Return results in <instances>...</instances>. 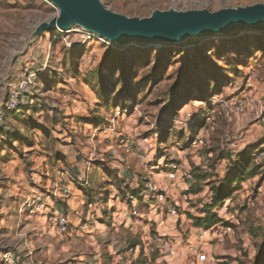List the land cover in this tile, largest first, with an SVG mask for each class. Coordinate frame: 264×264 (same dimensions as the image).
<instances>
[{"label":"rangeland","instance_id":"1","mask_svg":"<svg viewBox=\"0 0 264 264\" xmlns=\"http://www.w3.org/2000/svg\"><path fill=\"white\" fill-rule=\"evenodd\" d=\"M102 1L138 17L155 9L217 11L264 3ZM57 15L48 0H0V264L7 252L17 254V264H120L121 254L123 264H206L196 246L213 250L211 244H234L241 253L236 264H258L264 250V32L120 47L73 27L32 41L36 27ZM13 93L22 106L16 115L8 110ZM241 104L244 112L236 110ZM210 115L214 124L207 122ZM235 148L247 150L249 170L259 164L263 173L236 185L217 209L222 222L190 241V229L167 221L166 206L177 196L169 190L177 182L171 183L166 164L180 157L192 172L188 187L199 195L186 200L193 211L178 205L177 216L186 213L197 227L190 216L204 209L211 191L202 194L195 175L205 171V158L207 172L221 177L216 169L227 171L229 156L232 162L240 157V151L231 153ZM150 181L165 190L169 184L164 210L141 197L135 201L127 188L144 190ZM133 201L142 218L129 220ZM55 212L69 218L65 234L48 222ZM151 212L163 215L153 221ZM228 226L231 238L222 232ZM159 232L172 243L179 239L184 251L167 256ZM243 244L254 247L252 258Z\"/></svg>","mask_w":264,"mask_h":264},{"label":"water","instance_id":"2","mask_svg":"<svg viewBox=\"0 0 264 264\" xmlns=\"http://www.w3.org/2000/svg\"><path fill=\"white\" fill-rule=\"evenodd\" d=\"M58 15L41 22L32 33L79 27L120 47L136 44H181L190 38H211L236 31L264 32V3L227 7L217 11L155 9L149 16H128L106 7L102 0H48Z\"/></svg>","mask_w":264,"mask_h":264},{"label":"built area","instance_id":"3","mask_svg":"<svg viewBox=\"0 0 264 264\" xmlns=\"http://www.w3.org/2000/svg\"><path fill=\"white\" fill-rule=\"evenodd\" d=\"M79 29H80L81 33H83V36L87 35V36L96 37L92 33L83 31L81 28H79ZM18 98H19L18 93H13L10 95L9 100H8L9 101L8 110H11V108H12L11 111H13V110L17 111L20 109L21 101ZM236 110L238 112H244L245 108L241 104V105H238L236 107ZM207 122L209 124H214L215 123V117L213 115L208 116ZM197 141L200 145L205 143V139L203 136L198 137ZM166 167L168 168V175H169V177L171 179V183H172L178 176V172L180 170V164L178 162L172 161V162L166 164ZM184 176H186V178L188 180L193 179L192 172H190V171L185 173ZM185 190H186V193H183V195L185 196L186 200H190L191 197H190L189 191L187 189H185ZM166 193H167V189L166 190L162 189V188L157 186L156 182L150 181L147 184L146 189H144L142 191V193L140 194V197L142 198V200L144 202H146V204H149V205L152 204L151 208L164 210L163 206L168 203ZM209 198H211V193L209 194ZM134 200L136 201L138 199L136 197H134ZM227 200L229 201V199H227ZM135 201H133V205H132L133 210L131 211V213L126 214V218L129 220H131L133 217L142 218V215H141L142 212H139V210L137 209L138 205H137V202H135ZM33 202L36 203L37 200H34ZM36 204H37L36 207L43 206V203H41V202H38ZM168 204L166 206V207H168L166 209L167 214L169 213L173 216H177L179 213L178 205L174 204L173 206H170ZM224 209L227 210V206H224ZM48 222L56 229V231L59 234H65L69 228V225H70V221H69L68 216H66L64 214H57V213L49 214ZM222 232L226 233L227 235H231L233 231H232L231 226H228V227L222 228ZM220 235H222V234H220ZM158 236H159V240L161 241L160 242L161 251L164 252L167 256L175 255V253L177 252V249L174 248L172 242L168 238V235L165 232L164 233L159 232ZM201 237H203V236H201ZM129 251H134V249L130 248ZM201 252L202 253L199 255V261H201V262L210 261L212 264H222V262L218 259H215V258L210 259V254L208 252L204 251L203 248H201ZM17 257L18 256L15 253L7 252V253L3 254V263L4 264H17V260H18ZM120 259H123V257L122 258L120 257ZM86 264H93V263L88 262ZM146 264H150V263H146Z\"/></svg>","mask_w":264,"mask_h":264},{"label":"crops","instance_id":"4","mask_svg":"<svg viewBox=\"0 0 264 264\" xmlns=\"http://www.w3.org/2000/svg\"><path fill=\"white\" fill-rule=\"evenodd\" d=\"M239 151L241 152V150L240 149H238V148H235V149H232L231 150V153H239ZM179 160H177V162L180 164V170H179V172H178V176H177V178L174 180L175 182H177V184H176V186L173 184V188L172 189H170L169 190V192H171V194L173 195V194H176L177 196H176V199H171V202L174 200L175 201V204H177V205H182L183 207H184V209L185 210H187V211H189V212H191V211H193V210H190V209H193V208H188V203H187V201H186V199H185V196L183 195V196H180L182 193H186V190L185 189H187L188 191H189V194H190V197H191V199H192V197H198V192L197 193H195L193 190H191V188L190 187H188V184H189V182H191V181H195L194 180V178L192 179V180H188V181H185V180H183L182 178H181V176L182 175H184L185 173H187V172H189L188 170H186V168H185V165H184V163H182V160H181V158L179 157L178 158ZM196 165H198V164H196ZM227 165V164H226ZM201 168L202 169H204L205 171H207V160L204 158L203 159V165H201ZM225 169H226V167L224 168L223 167V165H220V169H216V172H219V170L222 172V174H221V178L224 176V174H225ZM220 177V176H219ZM216 178V176H213L211 179H208L207 181H201V182H196V184H195V186L196 187H201V188H204V192H202V194H205L207 191H209V189H210V186L207 184L210 180H214ZM137 182H134V184L135 185H137L136 184ZM158 184V183H157ZM168 187H169V184H168V186L166 187V189H168ZM261 190H264V185L261 187ZM174 192V193H173ZM193 192V193H192ZM193 194V195H192ZM195 194V195H194ZM210 194V193H209ZM229 200H230V198H229ZM209 201V198H208V196H207V198H206V200H205V203H207ZM169 205H171L170 204V202H169ZM187 207V208H186ZM58 208L59 209H61L62 207L60 206H58ZM223 210H224V208H223ZM226 210V209H225ZM55 213H57V214H60L61 212H55ZM161 214H159V213H157L156 212V214H154V212H151L148 216L149 217H152V218H150V219H154L153 221H158V217H160V216H162L163 215V212H160ZM144 214V213H143ZM202 214L203 213H195V214H193V215H195V216H202ZM166 216L168 217V222H170V221H172V220H170V219H173V221L174 222H176L177 223V221H179V225H180V227H183V228H187V229H190V234H189V236H190V238H189V240L190 241H196V239H197V236H198V233H200V229H202L201 227H194V226H192V225H190V222H191V220L190 219H188V217H187V215H186V213H182L181 215H179V216H173V215H171V214H167L166 213ZM140 218H136V221H138L139 222V227H141V226H143V224L141 223V220H139ZM128 222V221H127ZM137 222V223H138ZM136 223V222H135ZM88 226V224H86L85 226H83V229H85L86 227ZM173 225H170V227H172ZM175 227H177V226H175ZM174 227V229H176ZM172 231L174 230L173 228H170ZM85 231H87V230H85ZM159 231V230H158ZM228 237L229 238H231L232 236L231 235H228ZM177 243H179V239H177ZM176 242H174V243H172L173 244V246H174V248L175 249H177V251H178V253H180L181 254V252L182 251H184L183 249H184V247L181 245V244H177ZM193 243V242H192ZM114 244H116V242L114 243ZM118 244H123V243H121V242H119ZM206 245V244H205ZM249 244H243L242 245V247L243 248H245L244 250L246 251V249H249V258H252V256H253V254H255V249H254V247L253 246H251L250 248H249V246H248ZM187 246H189V247H193L194 246V244H191V245H187ZM211 246L213 247L214 246V249L213 250H210L208 247H205V246H203V250L204 251H206V252H208L209 254H210V259L211 258H214L215 256H217V255H220L221 256V258H215V259H218V260H220L221 262H222V264L224 263V261H229V264H236L237 262H238V260L240 259V257L241 256H239V254H241L240 253V250H238L235 246H234V244H226V247H224V244H215V245H212L211 244ZM120 247H121V245H120ZM134 250H136V248H134V247H132ZM196 249H200L201 250V247L199 248V246H196ZM253 249H254V251H253ZM117 251L116 252H120V250L117 248L116 249ZM177 253V252H176ZM125 254V256L126 257H128V255H129V253L128 252H126V253H124ZM215 255V256H214ZM120 257L122 258V254L121 255H119V257H118V261L120 262V264H123L124 263V258L123 259H120ZM229 257V258H228ZM129 260V259H128ZM231 260V261H230ZM200 263H206V264H212L210 261H207V262H201V261H199Z\"/></svg>","mask_w":264,"mask_h":264},{"label":"trees","instance_id":"5","mask_svg":"<svg viewBox=\"0 0 264 264\" xmlns=\"http://www.w3.org/2000/svg\"><path fill=\"white\" fill-rule=\"evenodd\" d=\"M12 113L16 115L17 113H19V110ZM193 124L194 122L191 125ZM246 151L247 150L245 149L243 152H240V154H238V156H240L239 159L233 162L229 156L231 164L225 172L224 176L222 178L218 177L215 180H210L207 183L210 186L211 198H209V201L205 204L204 209L201 211V213H203L202 216H190V218L193 219L195 226L204 229H210L219 222H222L217 209L224 204L226 199L233 196L234 191L238 189L236 185L240 184L241 181L246 178L254 177L264 172V170L262 172V166L259 164H256L253 168H251V170L248 169L250 158H247V156H245L246 154L248 155V152ZM224 158L226 157H221V159ZM212 177L213 175L209 174L207 171H204L203 174L195 175V179L197 182L207 181ZM127 188L131 192V195L134 197H140V194L143 191L140 187ZM194 192L197 193L199 191ZM262 252L263 256L258 264H264V250Z\"/></svg>","mask_w":264,"mask_h":264},{"label":"bare ground","instance_id":"6","mask_svg":"<svg viewBox=\"0 0 264 264\" xmlns=\"http://www.w3.org/2000/svg\"><path fill=\"white\" fill-rule=\"evenodd\" d=\"M60 31H62L63 32V30L62 29H59ZM217 36H219V35H217ZM221 36V35H220ZM213 37H216V36H213ZM132 44H136V43H131V45ZM130 45V44H129Z\"/></svg>","mask_w":264,"mask_h":264}]
</instances>
